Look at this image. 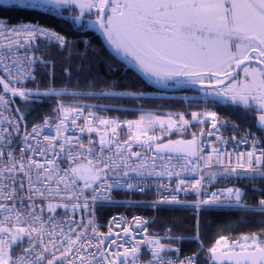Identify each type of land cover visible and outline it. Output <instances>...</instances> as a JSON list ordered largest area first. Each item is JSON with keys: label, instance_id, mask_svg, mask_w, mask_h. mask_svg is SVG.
<instances>
[{"label": "snow or ice", "instance_id": "6c2138e0", "mask_svg": "<svg viewBox=\"0 0 264 264\" xmlns=\"http://www.w3.org/2000/svg\"><path fill=\"white\" fill-rule=\"evenodd\" d=\"M0 8L57 15L66 9L80 27H96L116 56L148 83L178 89L199 86L197 97L223 98L257 112L260 129L259 136L247 130L239 140L233 135L231 141L248 147L229 150L220 147L230 141L219 134L228 122L215 111H193L191 120L184 113L147 121L142 115L123 122L128 134L120 140L121 123L98 118L95 111L108 105L83 101L142 93L114 91V82L104 83L100 77L82 90L81 76L91 69V62L86 63L88 41L84 51L77 52L73 41L54 30L0 18V264H201V259L206 264H264V228L233 240L221 235L202 258L197 219L191 240L199 246L182 258L181 243L187 237L175 235L171 227L161 234L150 231L153 221L141 216L132 218L134 225L114 216L103 233L95 222L97 208L118 203L114 191L144 194L149 177L156 178L152 183L159 195L149 207L188 205L197 218L205 210L264 217V0H0ZM92 16L94 20L80 24ZM52 45L65 52L60 87L56 61L48 58ZM74 56L79 57L75 66ZM38 70L48 76L43 89ZM28 82L36 87L28 88ZM16 97L27 102L48 98L54 103L52 113L29 129L20 109H11ZM66 97L71 103L64 102ZM209 120L207 135H215L216 142L207 153L196 133L167 143L150 134L157 124L163 129L166 123L169 131L186 130L194 121L203 125ZM204 135L201 129L199 136ZM197 172L199 178L193 176ZM218 177L233 186H205L206 179ZM241 179L253 186L258 201L250 202L248 190L235 185ZM181 192L194 194L196 200H181ZM259 223L264 225V220Z\"/></svg>", "mask_w": 264, "mask_h": 264}, {"label": "trees", "instance_id": "16d2710c", "mask_svg": "<svg viewBox=\"0 0 264 264\" xmlns=\"http://www.w3.org/2000/svg\"><path fill=\"white\" fill-rule=\"evenodd\" d=\"M0 17L9 20L11 23H17L21 20L24 22H37L46 27L54 28L61 32L63 35L70 38L73 41V49L77 52L84 51L85 41H88L87 49V62H91V69L82 75L80 79V87L85 89V85L93 77H100L104 83L114 82V91L117 92H141L142 95L138 97H132L128 95L106 97V98H88L83 102L86 104L103 105L107 104L108 107L104 110L99 108L95 109L99 116L111 117L117 116L122 119L139 120L143 115L145 121L150 118L157 117L162 114H180L186 113L188 109H197L200 104L190 103L184 101L178 97H164L156 96L153 93L158 91L152 89L148 84L142 83L137 77L128 74H122L115 65L113 57L104 49L99 38L94 34L90 27H80L68 17L67 11L61 12L57 15L52 12L43 11H30V12H18L14 10H7L0 8ZM43 50V46H42ZM49 57L55 59V80L56 86H61L63 80L62 69L65 66L62 58L65 55L63 50H58L54 45L48 48ZM72 64L75 66L79 62V57L74 56L72 58ZM109 68L111 70H109ZM40 87L43 89L48 83V76L41 73L39 70L36 73ZM75 83V78L73 79ZM102 85H98L100 87ZM28 88H34L36 85L32 82L27 83ZM192 91H184V94L191 93ZM151 93L150 95H148ZM66 104L71 103L69 98H65ZM213 109L220 115L221 118L228 121L227 128L222 127L224 133L232 137L238 132H234L232 125H235L240 130H247L253 133L255 132V125L245 120L240 116L235 108H230L224 104L218 102L212 103ZM54 103L48 98L43 100H37L35 102H27L16 97L15 102L12 104L13 111L16 108L20 109V112L24 114L27 127L30 129L33 124L42 123L45 116L52 113ZM18 115V114H17ZM23 128V124H22ZM257 134V133H256ZM258 136V135H257ZM192 135L190 131L185 133L170 136L167 140L176 139H191ZM232 185V181L225 182L221 178H217L214 183L216 186ZM235 185L247 189V198L250 202L255 203L259 199V195L251 191L252 185L248 184L245 180L235 181ZM122 199L129 197L127 194L118 195ZM115 212H123L127 215L140 213L144 215H152L147 209L142 207H129L112 205L104 206L96 209V217L99 223L103 222L109 215ZM197 219L199 221L200 237L203 241L204 247H207L212 241L224 235L229 240L238 239L242 234H250L253 232H261L264 225L259 221L264 220V217L260 215L246 214L240 211H224V210H205L199 214V217L195 215L193 211L186 208L166 207L159 208L153 218V222L149 226L150 231H157L163 234L165 227H171L175 235L183 234L187 237L181 243V255L189 254L196 250L199 246L197 243L191 240V237L195 233L197 226ZM201 257L205 256V252H201ZM201 264H206L204 259H201Z\"/></svg>", "mask_w": 264, "mask_h": 264}, {"label": "built area", "instance_id": "2783aa9c", "mask_svg": "<svg viewBox=\"0 0 264 264\" xmlns=\"http://www.w3.org/2000/svg\"><path fill=\"white\" fill-rule=\"evenodd\" d=\"M2 18V17H0ZM25 23H33V24H38L39 26L41 27H44V28H48V29H51V30H54L58 33H60L59 31L55 30L54 28H51V27H46L44 25H41L37 22H25ZM12 24H16V23H12ZM62 34V33H60ZM63 35V34H62ZM65 36V35H64ZM66 37V36H65ZM67 38V37H66ZM68 39V38H67ZM69 41H71L70 39H68ZM11 109H12V105H11ZM209 111H212V110H209ZM84 115H87V111H85ZM98 116V115H97ZM169 115H164V116H160L159 118L160 119H163V120H166L167 117ZM98 118H103V117H100L98 116ZM107 119H115L117 120L118 122L121 123V128L119 129V132H118V135H119V138L120 140H123V139H126L127 138V134H128V129L126 126H124L123 122H125L126 120H122L118 117H110V118H107ZM78 123L80 124H83V120H80L78 121ZM191 125H194L196 127V130H195V133L197 134L198 138L201 139L203 141V144H204V148H205V152H210L211 151V147H210V143L211 142H216V136L213 135V136H208L207 135V132L210 130V127H211V121L209 120L207 123L201 125L199 122H192ZM98 128L101 129V131H103V126H100V125H96ZM157 129L159 131H163V135H169V134H174V133H180V132H183L185 130H182V129H174L172 131H169L168 130V127H167V124L165 123V126L164 128H160V126L157 124L156 125ZM31 129V128H30ZM201 129H203L205 135L203 137H200L199 134L201 132ZM135 131V128L133 129ZM79 135V133H77ZM221 135H223L225 138L229 139V143L227 145H223V144H220V147H227L229 150H232V149H236V150H245L248 145H244V144H237L236 142L234 141H231L229 136H227L222 130L221 132L219 133ZM244 133H237L236 134V137H237V140L240 139V137L243 135ZM92 138L94 141L97 142V147L99 146L98 145V141H99V136H97V134L94 132L91 134ZM88 134L85 133L82 137L83 141L85 143H87V140H88ZM134 150H137V151H141V149L139 148H134ZM235 158L233 157V162H234ZM218 169H213V171H217ZM193 176L195 178H199V172L193 174ZM149 180V190L147 192H145L144 194H140V193H129L127 192L126 190H118V191H114L113 193V199L115 201H118V203H114L112 205H118V206H122V207H125V208H129V207H142V208H145L147 209L148 211L152 212V216H148V215H144V214H140V213H135V214H131V215H127L123 212H115L111 215H109L103 222L99 223L98 220H97V217H96V211H95V222L97 224V226L99 227V230L100 232H103V233H107L108 231V223H109V220L112 218V217H120L122 218V222L123 220H126L128 221L130 224H133L134 225V221L132 220V218L134 216H141L142 218L146 219V220H149V221H153V217H154V214L155 211L159 208H166V207H179V208H187V209H190V210H193L195 211L194 209H192L190 206L188 205H185V206H179V205H160L158 208H152V207H149L148 205L154 201V200H157L159 199V195L158 193L156 192V187L157 185L155 183H152V181L156 178H152V177H149L147 178ZM165 183H168L169 181L165 178ZM215 180H212L211 182H209V180H207V183L204 181L205 183V186L206 187H209L211 188L210 186L212 184H214ZM171 185L172 187L174 188L175 187V184H176V180L173 179L171 182ZM225 187V186H224ZM230 187V186H229ZM216 188H222V187H212L211 189L212 190H215ZM118 194H130V195H135L134 197H131V198H128V199H121V198H118L117 195ZM167 194V193H165ZM179 195V198L181 200H187L189 202H192V201H195L196 200V196L194 194H191V193H188L187 195H185V193L181 192L178 194ZM127 201H140V202H143L139 205H133L131 203H126ZM258 201V200H257ZM110 206V205H108ZM62 212V210H59ZM85 220L89 219L90 217L86 214L84 215L83 217ZM75 219L77 221L81 220V214L78 212L76 213L75 215ZM151 224V223H150ZM149 224V225H150ZM148 225V227H149ZM140 238V237H138ZM181 257L183 258V255H181Z\"/></svg>", "mask_w": 264, "mask_h": 264}, {"label": "flooded vegetation", "instance_id": "af4514ba", "mask_svg": "<svg viewBox=\"0 0 264 264\" xmlns=\"http://www.w3.org/2000/svg\"><path fill=\"white\" fill-rule=\"evenodd\" d=\"M64 10V11H63ZM67 11L66 9H61V12H65ZM67 15L68 17H70L72 19V17L69 15V13L67 12ZM95 17L92 16V17H87L86 19H82V21L80 22V24H87L88 23V20H94ZM73 20V19H72ZM92 28L94 34H96L99 38V41L101 42L102 46L104 47V49L113 57V59L115 60V65L117 67V69L122 73V74H128V75H133L135 77H137V79H139L142 83L145 84L144 80L139 77L138 75V72L130 67L128 65V63L126 61H122L121 59H118L117 57H114L105 47L101 37H100V32L97 30L96 27H90ZM238 72L241 73V76H242V71L241 70H237ZM225 83L227 84V81H225ZM167 88H173V87H167ZM199 86H197V88L193 89V88H185L183 89V91H192V92H195L197 93V90H198ZM162 92V91H160ZM165 93V92H163ZM153 94H156L158 95V93H153ZM166 94V93H165ZM213 100H215L216 102L220 103V104H224L225 106H228L230 108H235L237 111V113L242 116L245 120H247L248 122H251L255 125L254 129H255V132L257 133V135L259 136L260 135V129H259V125H258V121H257V116H258V113L255 112L254 110L252 111H249L248 109H246L242 104H234L232 103L231 100H227V99H223V98H216V97H211Z\"/></svg>", "mask_w": 264, "mask_h": 264}, {"label": "rangeland", "instance_id": "374dc122", "mask_svg": "<svg viewBox=\"0 0 264 264\" xmlns=\"http://www.w3.org/2000/svg\"><path fill=\"white\" fill-rule=\"evenodd\" d=\"M64 11V10H63ZM54 13V12H52ZM64 13V12H63ZM56 14V13H55ZM151 93H149L148 95H150ZM156 95V94H154ZM156 96H161V95H156ZM180 97H182L184 99V101H187V102H190V103H196L198 102V104H200V106L197 108V109H188L186 111L185 114V117L186 119H189L191 120V112L193 111H197V112H204L206 110H214L213 109V104L212 103H209V100H213V99H210L211 97H204L203 94H201L199 97H197V93L195 92H191V93H187V94H182V95H179ZM178 97V96H177ZM179 98V97H178ZM221 121H226L225 119L223 118H219ZM228 122V121H227ZM229 125V123H228ZM223 127V126H222ZM239 131L241 133H245V130H240ZM163 132V131H161ZM160 132H158V129L154 126L153 129L150 130V134H153V135H156L158 136ZM208 249V248H207ZM207 249L204 251L205 253H207Z\"/></svg>", "mask_w": 264, "mask_h": 264}, {"label": "water", "instance_id": "95a60500", "mask_svg": "<svg viewBox=\"0 0 264 264\" xmlns=\"http://www.w3.org/2000/svg\"><path fill=\"white\" fill-rule=\"evenodd\" d=\"M100 34V37L106 47V49L114 56V57H117L116 54L114 53V51L107 45V43L105 42V39L104 37ZM118 59H120L119 57H117ZM138 75L139 77H141L144 82L146 84H148L152 89H155V90H158V91H162V92H165V93H178V92H181L183 91V89H178V88H164V87H159V86H156V85H153V84H150L148 83L147 79L145 77H143L139 72H138ZM167 143V142H166Z\"/></svg>", "mask_w": 264, "mask_h": 264}, {"label": "bare ground", "instance_id": "6f19581e", "mask_svg": "<svg viewBox=\"0 0 264 264\" xmlns=\"http://www.w3.org/2000/svg\"><path fill=\"white\" fill-rule=\"evenodd\" d=\"M157 210H158V209H157ZM157 210H156V211H157ZM156 211H155V213H156ZM155 213H153V214L155 215ZM151 214H152V212H151Z\"/></svg>", "mask_w": 264, "mask_h": 264}]
</instances>
